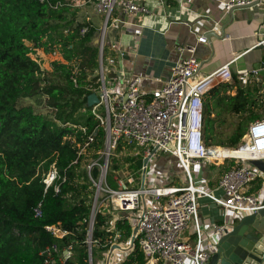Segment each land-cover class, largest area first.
<instances>
[{"label": "built area", "instance_id": "2783aa9c", "mask_svg": "<svg viewBox=\"0 0 264 264\" xmlns=\"http://www.w3.org/2000/svg\"><path fill=\"white\" fill-rule=\"evenodd\" d=\"M39 1L48 3L54 10L64 6L77 9L94 5L96 11L103 16V27L94 37V44L99 50L97 87L88 86L91 91L89 96L96 94L99 100L97 104L88 106L92 108V115L105 130V144L104 148L96 151L100 157L89 159L86 166L93 198L86 238L89 246L87 263L111 264L112 257L115 256V262L122 264L137 245L148 262L162 260L169 264H208L212 254L205 249L207 238L199 215L201 198H209L222 210L235 212L239 216L254 214L264 209L263 197L250 192L256 180L264 179V173L251 164L252 161H264V118L251 124L243 143L237 149L209 147L204 141L205 97L216 86L233 80L231 63L202 77V63L195 56L196 47H191L187 49L189 57L174 65L169 80L161 88L150 93L142 90V78L139 76L125 83L118 78L108 82V75L117 72L120 57L124 56L119 50V42L116 38L113 39L114 33L125 24V16L148 15L150 10L137 0H66L54 3L51 0ZM257 5L264 6V0H223L226 14ZM89 30V27H82L81 37L86 36ZM96 37L98 44L95 42ZM198 43H207L206 37L200 36ZM27 45L31 49V58L43 69L36 52H45L44 49L36 47L32 42ZM50 54L62 57L58 50ZM253 74L258 76L257 71ZM77 75L76 70L72 78L75 85ZM238 75L248 79L250 72L243 70L238 72ZM83 133L86 134L87 131L83 129ZM94 141V134H91L85 139L84 146H77L79 157L88 153ZM120 145V153L142 157L141 170L138 173L133 169L131 171L137 174L136 177L134 174H127L117 177L118 179L112 178V174L123 173L129 167L128 163H125L121 170L110 169L114 160L111 159L118 158ZM220 149L237 153L245 149L248 155H223ZM160 153L177 159L187 176L185 186H155L159 178L155 172L151 173L150 181L147 180V170ZM145 159H148L147 165H144ZM221 160H234L236 165L224 173L219 184L222 194L216 195L196 185L192 169L194 166ZM94 171H97L96 176H93ZM57 180L65 182L66 178L53 167L43 179L45 190L55 186L58 193L60 188L55 185ZM42 210L40 203L34 209L36 218L42 217ZM98 213L111 215L112 230H115L117 221L130 220L133 232L128 241H122V234L115 232L108 241L111 246L110 250L105 252L108 254L103 260L95 263L92 253L95 242L92 233ZM190 227L196 235L194 244L181 239L182 232ZM227 228L226 225H215L209 235L221 238ZM45 230L57 239H64L70 234L59 225H48ZM74 254L73 244L62 249L54 243L46 246L40 256L43 264H68Z\"/></svg>", "mask_w": 264, "mask_h": 264}, {"label": "trees", "instance_id": "16d2710c", "mask_svg": "<svg viewBox=\"0 0 264 264\" xmlns=\"http://www.w3.org/2000/svg\"><path fill=\"white\" fill-rule=\"evenodd\" d=\"M76 10L69 6L54 10L39 0H0V264H43L41 251L54 243L62 249L73 244L75 254L68 264H88L86 238L93 198L86 166L89 159L100 157L96 151L104 148L105 130L88 106V86L97 87V30L90 22H78ZM84 26L90 30L81 37ZM28 42L46 53L58 50L64 61H54L51 71L43 70L31 58ZM76 70L77 85L72 80ZM233 80L236 95L222 94L230 86L222 84L205 97L204 141L209 147L206 139L215 136L211 116L216 108L242 118L234 134L226 138L228 148L238 147L254 120L253 88L244 86L237 75ZM28 99L44 102L43 110L38 111ZM244 118L249 120L246 126ZM91 134L95 141L79 157L77 146H84ZM121 149L120 145L118 152ZM127 162L137 173L143 165L141 156H126L125 162L114 159L110 169L121 170ZM53 167L66 178L55 183L58 193L55 186L46 191L43 183ZM40 203L43 215L36 218L34 209ZM110 222V214H97L92 233L94 259L110 250L108 241L115 232L122 234V241L131 238L129 221H117L115 230ZM48 225H59L70 234L57 239L45 230ZM146 263L136 245L122 264Z\"/></svg>", "mask_w": 264, "mask_h": 264}, {"label": "crops", "instance_id": "0c3cea01", "mask_svg": "<svg viewBox=\"0 0 264 264\" xmlns=\"http://www.w3.org/2000/svg\"><path fill=\"white\" fill-rule=\"evenodd\" d=\"M137 1L146 6L150 14L139 17L125 16V24L114 33L113 39L116 38L119 42V50L124 56L120 57L121 59L118 58L120 60L117 64V72L108 75V82L118 78L125 83L139 76L142 78V90L150 93L161 88L169 80L174 65L179 60L189 57L187 49L196 47L195 56L202 63L200 74L202 77L231 63L233 75L239 76L238 72L247 70L251 78H255V80H249L239 76L244 86L253 88L251 99L257 101L254 120L251 118L249 122L244 118L243 125L246 126L249 122L246 134L251 124L264 118V78L259 77V70L255 68L257 64L264 62V6L236 9L232 14H226L223 0ZM76 11L79 13L78 22H90L97 31L103 27V16L96 11L94 5L77 8ZM116 14L119 15L118 12ZM94 15L102 16L100 25L93 21ZM200 36H205L207 43H198ZM44 54L52 56L48 64H45L43 60L44 70L51 71L54 61H63L62 57L53 56L50 53ZM254 71L258 72V76L253 74ZM232 81L225 83L230 84L225 91L227 95L234 96L237 89L233 86L234 84H231ZM255 87L259 90L256 91ZM232 90L236 91L231 93ZM211 117L215 120L212 125L215 136L213 135L211 139L207 137L206 142L212 147L228 148L229 143L226 138H221L222 130H228V135L234 134L242 118L217 108L212 112ZM216 137H220V141H216ZM244 138L238 147L243 143ZM220 151L225 155L239 154L233 150L220 149ZM156 160L159 178L155 186L182 187L186 185L187 176L175 157L163 154L158 155L154 162ZM235 165L234 160H221L194 166L192 172L196 185L221 195L220 180L224 173ZM250 192L264 198V179L256 180ZM199 215L207 238L205 249L213 255L220 237L209 235L212 228L218 224L230 228L234 220L240 216L235 212L222 210L209 198L199 200ZM181 239L194 244L196 235L193 229L190 227L183 231ZM146 264L169 263L154 260L147 261Z\"/></svg>", "mask_w": 264, "mask_h": 264}, {"label": "water", "instance_id": "95a60500", "mask_svg": "<svg viewBox=\"0 0 264 264\" xmlns=\"http://www.w3.org/2000/svg\"><path fill=\"white\" fill-rule=\"evenodd\" d=\"M95 42L99 43L98 37ZM255 68L259 70V77L264 78V62ZM98 102L96 94L89 96V106ZM147 164L148 159H145L144 165ZM251 164L264 173V161H252ZM209 264H264V209L236 218L219 239Z\"/></svg>", "mask_w": 264, "mask_h": 264}, {"label": "rangeland", "instance_id": "374dc122", "mask_svg": "<svg viewBox=\"0 0 264 264\" xmlns=\"http://www.w3.org/2000/svg\"><path fill=\"white\" fill-rule=\"evenodd\" d=\"M76 16H79V13L76 11ZM78 17H76V19H77ZM101 19H102V16H100V15H94L93 16V21H95L98 25H100V22H101ZM37 53V55L39 56V60L43 63V60H45V64H48V61H49V58L51 59L52 58V56L51 55H49V56H47V55H45L44 53H46V52H36ZM47 54V53H46ZM49 64H50V62H49ZM57 75H54L53 76V78H55ZM248 79L249 80H255V78L253 77V78H251V76H249L248 77ZM233 83H231V84H234V80L232 81ZM225 85V84H224ZM233 91H236V90H232L231 91V93L233 92ZM222 94H226V91L225 90H222V92H221ZM27 102H31L32 104H35V106H36V109L38 108V111H42L43 110V108H44V102H42V104H39V103H37V102H35L34 100H29L28 99V101ZM263 113H264V110H263ZM230 130V129H229ZM223 132H222V134H221V137L222 138H228L230 135H228L227 133H228V130L226 131L225 129H223L222 130ZM220 137H216V141H220ZM238 148V147H237ZM237 148H231V149H237ZM117 153H118V158H112L111 160H113V159H118V160H124V162H125V159H126V156H129V155H124V153H120V151L118 152L117 151ZM164 153H160L159 154V156L160 155H163ZM164 155H166V154H164ZM159 158V157H158ZM156 162H157V160L155 161V162H153L151 165H150V167H149V169L147 170V175H148V181H150V179H151V173H157V164H156ZM128 163V162H127ZM131 171H133V170H131L130 169V167H128V168H126V170L123 172V173H121V172H119V173H114V174H112V178H117V177H119V176H122V175H127V174H134V176L136 177V175H135V173H133V172H131ZM109 174H111L110 172H109ZM125 178H126V176H125ZM118 179V178H117ZM159 181H161V180H159ZM108 254V253H107ZM106 253H104V254H102L101 256H97L96 258H95V263H98V262H100L101 260H103L104 259V257H105V255H107ZM115 260H116V258H115V256H113L112 257V263L111 264H117L116 262H115Z\"/></svg>", "mask_w": 264, "mask_h": 264}, {"label": "bare ground", "instance_id": "6f19581e", "mask_svg": "<svg viewBox=\"0 0 264 264\" xmlns=\"http://www.w3.org/2000/svg\"><path fill=\"white\" fill-rule=\"evenodd\" d=\"M222 153V152H221ZM238 153L239 154H245V155H248L247 154V151L245 150V149H242V150H240V151H238ZM223 154V153H222ZM223 155H225V154H223Z\"/></svg>", "mask_w": 264, "mask_h": 264}]
</instances>
